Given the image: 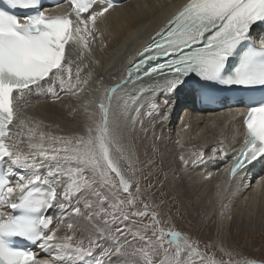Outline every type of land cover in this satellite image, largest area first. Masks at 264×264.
I'll return each mask as SVG.
<instances>
[{
    "label": "snow or ice",
    "instance_id": "obj_1",
    "mask_svg": "<svg viewBox=\"0 0 264 264\" xmlns=\"http://www.w3.org/2000/svg\"><path fill=\"white\" fill-rule=\"evenodd\" d=\"M6 3L12 8L28 9L34 8L37 0H6ZM70 3L74 19L68 15H46L44 11H38L21 20L12 12L0 8V166L9 165L8 171L0 167V208L10 206L12 209L9 213L0 211V264H48L47 261L37 259V254L29 248L14 246L13 238L39 243L41 249H56L55 264H83L86 258L94 255L96 248L102 246L105 232H108L107 227L97 229L96 238L90 239L88 246L85 247L82 242L74 245L72 237L56 236L57 229L50 228L52 217L47 215V211L57 203L61 208L66 204L71 205V200L77 199L76 194L89 192L93 183L84 178L86 172L104 178L106 186L109 183V172L120 175L110 158L108 147L112 143L118 144L121 135V127L112 112L111 103L106 105L102 100L99 104L102 127H89L87 138L75 139L74 148L66 146L62 150H53L52 160L56 166L51 168L43 180L40 175L28 178L21 176L14 186H10L8 179L12 172L11 166L34 167L36 155L13 152L5 143L6 139L11 138L9 126L14 118V100L44 90L49 80L53 84L59 80L60 90L68 94L76 95L80 92V70L77 69V83L74 84L71 68L64 62L65 46L75 42L87 47L86 36L91 35L95 21L114 6L112 0H108L107 6L99 10L95 9L94 0H70ZM82 14H87L86 18ZM90 23L93 28L89 27ZM259 23H264V0H186L137 54L139 59L128 68L129 75L123 84L108 89V100L111 101L112 93L124 84L143 83L161 74L169 77V93L174 92L185 77L193 73L201 80L229 87L264 88V37L257 47L251 31ZM246 41L249 43L241 51L237 63L226 73L229 57ZM66 72L69 77L67 80L63 79ZM46 91L56 93L52 86H48ZM151 107L155 109L157 105L152 104ZM244 127V142L230 165V174L233 175L253 162L264 160V97L251 102ZM43 138L41 135V140ZM56 139L59 141L63 138ZM65 144L70 145L72 141H65ZM30 147L37 149L40 155H45L42 143L30 144ZM60 151L65 156L61 157ZM64 163L75 164V168L66 172L62 167ZM65 175L70 180L72 176L78 179L72 180L63 192L57 193L56 187L51 184L60 182ZM121 184L123 191L129 192V186L123 179ZM111 189L112 196L95 195L101 202L115 197V203L110 204V207L124 208L125 201L119 198L115 186L111 185ZM14 193L15 199H12ZM133 202L130 194L127 204ZM92 207V204L85 205L86 210ZM72 211L77 214L81 212L76 206L72 207ZM17 212L19 214H15ZM147 214L138 211L132 213V216L144 217ZM121 215L123 221L130 218L126 212ZM151 215L155 221L156 213ZM94 218L89 211V219ZM116 219L113 215V222ZM127 231V228L117 227L114 233L109 234L124 237ZM165 235L168 236L167 243L175 247L178 258L181 251L178 232L161 231L160 235H156L153 231L152 236L142 235L140 239L145 241L144 246L150 252L159 255L166 243ZM121 252L117 241L114 252L112 249H103L101 256L110 258ZM97 264H101L99 259ZM150 264H156V261ZM248 264L259 262L249 261Z\"/></svg>",
    "mask_w": 264,
    "mask_h": 264
},
{
    "label": "bare ground",
    "instance_id": "obj_2",
    "mask_svg": "<svg viewBox=\"0 0 264 264\" xmlns=\"http://www.w3.org/2000/svg\"><path fill=\"white\" fill-rule=\"evenodd\" d=\"M118 2L103 17L95 21L94 28L91 23L89 24L93 31L91 35L86 36L87 47L75 42H69L65 46L64 62L71 68V79L74 84L77 83V69L80 70L78 78L80 92L76 95L68 94L60 90L59 80L55 84L49 80L48 84L44 85V90L34 91L31 95L14 100V118L9 126L11 138L6 139L5 143L13 152L22 155L36 153V155L34 167L11 166L12 172L8 177L10 186H14L21 176L28 178L40 175L43 180L51 168L56 166L52 160L54 149L62 150L66 146L74 148L75 139L87 138L89 127H102L99 104L103 100L106 105L111 103L112 112L118 118L121 127L120 142L108 145L110 158L120 175L109 172L107 181H115L119 185L116 190L121 195L130 198L131 194L133 197L129 183L138 177L136 174L140 162L138 153L143 141L139 138L140 129L144 123L147 125L149 121H154L157 124L149 128V134H156V130L160 131L158 141L162 149H165V144L172 148L184 147L178 151V154L184 151L188 165L196 169L184 172L183 184L188 188L189 194L200 197L203 203L198 204H201L207 213H212L215 220H219V224L224 228L228 225V220L231 218V222L233 216H236V211L242 204L253 205L257 196L260 195L262 199L264 197L263 160L253 162L246 166L245 170L239 171L243 172L244 176L240 173L228 176L227 171L223 169L230 155L236 151L245 137L243 132L247 109L244 107V102L238 99L236 105L228 106V99L216 92L209 96L217 98L218 104L223 108L216 104L205 105L199 100V85L186 79L174 92L169 93V77L163 74L149 78L143 83L124 84L112 93L109 101L108 89L123 84L124 79L128 78V66L137 53L186 0H118ZM106 6L107 3L103 0L94 2L96 10ZM65 15L74 19V15L69 12H65ZM82 16L86 18L87 14ZM262 28L261 23L253 26L252 38H261ZM68 78L66 72L63 79ZM48 86L54 87L56 93L47 92ZM165 100L168 101L167 104L164 103ZM152 104L157 107L153 109ZM41 135L44 137L43 140ZM57 137L63 139L58 141ZM68 140H71L72 144L66 145L65 141ZM41 143L46 150L43 156L37 149L30 147V144ZM111 146L119 152L118 156L111 153ZM168 148L166 152L169 157V152L173 149ZM59 155L63 157L65 153L60 151ZM62 167L67 172L74 169L75 164L64 163ZM8 169L9 165L5 164V171ZM89 177L106 185L104 178L98 174L93 175L90 171L84 173V178L89 179ZM76 179L78 177L72 176L70 180L65 175L61 177L60 182H53L51 186L56 187L57 193H61L72 180ZM121 179L128 184L129 192L123 191ZM15 195L14 193L12 199H15ZM76 195L78 204L77 199H72L71 205L66 204L64 208L57 203L54 208L48 210L47 215L52 217L50 228L57 229L58 238L72 237L78 231L81 234L76 239L77 244L81 242L85 244V235L89 234L92 226L96 230L99 227L89 222V226L83 228L78 217L83 216L84 210L80 207V202L86 194ZM73 206L80 208V214L72 211ZM0 211L9 213L12 209L10 206H3ZM69 224L72 225L71 228L68 227ZM186 238L180 234L178 241L185 259L188 261L203 259L206 261L204 263L210 264V260L204 258ZM101 243L102 246L96 248L94 255L86 258L83 264H97V259L101 264H121L118 263L121 260L118 258L119 255L110 258L101 256L103 249H112L114 252L117 241L111 239ZM30 249L37 254V259L55 264L56 249H41L39 243L32 245Z\"/></svg>",
    "mask_w": 264,
    "mask_h": 264
},
{
    "label": "rangeland",
    "instance_id": "obj_3",
    "mask_svg": "<svg viewBox=\"0 0 264 264\" xmlns=\"http://www.w3.org/2000/svg\"><path fill=\"white\" fill-rule=\"evenodd\" d=\"M149 122L147 123V125L150 124L149 126L145 123L141 126L139 133V138L143 141L138 153L140 158L136 173L138 177L135 178L136 181L132 179L130 183L128 182L133 191V197L131 196L133 204L128 205L127 199L129 198L116 190L119 185L115 181H109L110 185L106 187L104 183L89 177L88 180L93 183V187L85 193L86 197L80 202L84 213L82 217H78L83 228L89 226V222L98 226V229L107 227L108 232H105L104 240L119 241L122 252L119 254L118 258L121 260L118 263L121 264H150L153 260L156 261V264H184L188 261L181 251L178 258L176 257V249L167 243V235L164 236L166 243L160 250V254L156 255L150 252L144 246L145 241L141 240L140 236L150 237L153 231L156 232V235H160L161 231H176L185 238L187 237L200 254L209 259L212 264H248L249 261L264 264V197L262 199L260 195L257 196L253 205L243 206L242 204L232 221L230 222L231 218L229 217L228 225L222 228L219 220H215L212 213H207L205 208L198 204L199 202L203 203L200 197L189 194L188 188L183 184L184 172L196 169L188 165L184 151L178 154V151L184 147L172 148L165 144V149L160 148L161 143L158 141L160 131L156 130V134L148 132L149 128L157 123ZM167 147L173 149L169 152V157L166 152ZM111 185H114V190L121 195H119L120 199L125 201L124 208L110 207V204L115 203V197L109 201L101 202L95 195V193L103 196L112 195ZM137 185L139 191H137ZM87 203L93 205L90 210L85 209ZM145 205L148 206L147 209ZM89 211L95 217L94 219H89ZM138 211L148 214L144 217L132 216V213ZM122 212L129 215V220H122ZM153 212L156 213L155 221L151 215ZM113 215L117 217L115 222H113ZM117 227L128 229L124 237L109 234L110 232L114 233ZM80 234L76 231L72 235L71 242L74 245L77 244L76 239ZM85 236L86 243L83 245L86 247L90 239L96 238V229L92 226L89 234ZM204 262L206 261L203 259L199 261L190 259L186 263L203 264Z\"/></svg>",
    "mask_w": 264,
    "mask_h": 264
},
{
    "label": "water",
    "instance_id": "obj_4",
    "mask_svg": "<svg viewBox=\"0 0 264 264\" xmlns=\"http://www.w3.org/2000/svg\"><path fill=\"white\" fill-rule=\"evenodd\" d=\"M164 233H168L167 231H163Z\"/></svg>",
    "mask_w": 264,
    "mask_h": 264
}]
</instances>
